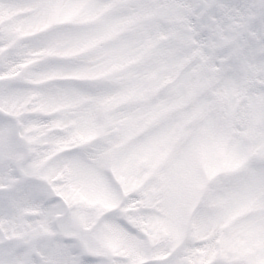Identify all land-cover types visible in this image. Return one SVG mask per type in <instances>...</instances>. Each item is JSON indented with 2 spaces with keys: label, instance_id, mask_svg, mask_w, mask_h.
I'll use <instances>...</instances> for the list:
<instances>
[{
  "label": "snow or ice",
  "instance_id": "6c2138e0",
  "mask_svg": "<svg viewBox=\"0 0 264 264\" xmlns=\"http://www.w3.org/2000/svg\"><path fill=\"white\" fill-rule=\"evenodd\" d=\"M0 264H264V0H0Z\"/></svg>",
  "mask_w": 264,
  "mask_h": 264
}]
</instances>
